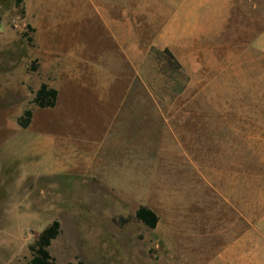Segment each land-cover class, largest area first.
I'll return each mask as SVG.
<instances>
[{"label":"rangeland","instance_id":"rangeland-1","mask_svg":"<svg viewBox=\"0 0 264 264\" xmlns=\"http://www.w3.org/2000/svg\"><path fill=\"white\" fill-rule=\"evenodd\" d=\"M256 1L251 16L260 33L264 0ZM146 11L151 29L154 9ZM246 18H240L241 44L227 33L220 44L210 39L208 54L241 55L237 77L255 76L264 87V51L245 45ZM50 19L53 24H43L48 15L41 0L21 6L0 0V172L6 179L0 186V264H31V245L56 219L61 230L49 250L58 264H201L200 241L188 228L201 219L202 208L185 198L171 204L170 194L172 186H201L187 152L202 163L215 155L216 144L172 142L153 106L175 101L188 85L221 86L214 77L233 64L203 63L206 77L193 80L161 47L148 45L152 37L146 47L109 46L115 41L108 32L79 31L74 24L66 29L57 13ZM245 56H253L250 63ZM43 82L58 90L54 107L34 103ZM243 97L183 94L178 101L234 103ZM257 97L264 102V95ZM141 104L150 110L139 111ZM27 108L33 119L23 128L19 119ZM256 152V168L264 174V144ZM141 205L158 214L155 228L136 219Z\"/></svg>","mask_w":264,"mask_h":264},{"label":"crops","instance_id":"crops-1","mask_svg":"<svg viewBox=\"0 0 264 264\" xmlns=\"http://www.w3.org/2000/svg\"><path fill=\"white\" fill-rule=\"evenodd\" d=\"M148 5L154 9V17H148L153 23L151 29L145 26ZM41 6L43 15H48L43 24H53L50 18L57 13L58 23L66 29L74 24L79 31L108 32V37L115 41L109 46L146 47L144 40L152 37L148 45L162 50L169 48L193 80L206 77L203 63L233 64L222 67L221 74L214 77L221 80V86L182 87L175 101L155 104L153 116L169 127L172 142L216 144L215 155L202 163L195 162L187 152V163L201 175V186H172L170 194L171 204L185 198L187 203L192 201L193 207L202 208L201 219L193 218V228H188L200 241L201 264H264V174H259L256 168V150L258 144H264V102H257V95H264V87L257 86L255 76L237 77L235 64L241 63V55L208 54L210 39L220 44L219 40H225L227 33L230 40L241 44L242 14L249 16L245 45L264 51V29L258 33L256 17L251 16H256L257 1L41 0ZM252 19L255 28L250 23ZM251 57L245 56L244 61L250 63ZM205 93L243 95L244 101H178L183 94ZM137 107L143 112L150 110L145 104ZM148 116L142 113L143 118ZM252 155L253 162L249 160ZM2 176L0 172V186L5 179Z\"/></svg>","mask_w":264,"mask_h":264},{"label":"trees","instance_id":"trees-1","mask_svg":"<svg viewBox=\"0 0 264 264\" xmlns=\"http://www.w3.org/2000/svg\"><path fill=\"white\" fill-rule=\"evenodd\" d=\"M22 3L23 0H15V4L17 6H21ZM28 27L32 29L30 25ZM163 53L167 54L177 67L181 68L180 63L177 61L176 57L169 48H165ZM57 100L58 90L50 86L47 82L41 83L40 87L36 91L34 103L41 108H51L56 105ZM32 119L33 110L31 108H27L20 117L19 124L21 127L27 128L31 124ZM135 217L137 220L143 222L150 228H155L159 222L158 214L152 208L146 205H141L136 210ZM124 221H127V219ZM60 230L61 223L56 219L40 232L34 244L31 245V264H58L56 259L50 253L49 247L52 243V240L59 235Z\"/></svg>","mask_w":264,"mask_h":264}]
</instances>
